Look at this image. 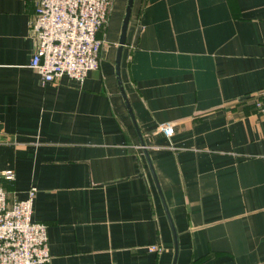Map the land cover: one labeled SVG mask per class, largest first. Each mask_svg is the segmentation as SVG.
<instances>
[{
    "label": "crops",
    "instance_id": "1",
    "mask_svg": "<svg viewBox=\"0 0 264 264\" xmlns=\"http://www.w3.org/2000/svg\"><path fill=\"white\" fill-rule=\"evenodd\" d=\"M113 0L82 84L29 67L34 0H0V170L37 189L49 264H264V0ZM172 124L167 136L159 126ZM157 245L159 252H148Z\"/></svg>",
    "mask_w": 264,
    "mask_h": 264
},
{
    "label": "built area",
    "instance_id": "2",
    "mask_svg": "<svg viewBox=\"0 0 264 264\" xmlns=\"http://www.w3.org/2000/svg\"><path fill=\"white\" fill-rule=\"evenodd\" d=\"M30 22L35 51L29 67L43 84L61 77L82 84L99 68L103 40L99 33L107 22L113 0H34ZM264 115V96L254 101ZM172 124L159 126L165 135ZM1 141V135H0ZM12 169L0 170V264H49L47 227L32 219L37 189L30 187L23 200L9 199L4 182H13ZM148 252H159L157 245Z\"/></svg>",
    "mask_w": 264,
    "mask_h": 264
},
{
    "label": "water",
    "instance_id": "3",
    "mask_svg": "<svg viewBox=\"0 0 264 264\" xmlns=\"http://www.w3.org/2000/svg\"><path fill=\"white\" fill-rule=\"evenodd\" d=\"M132 4H133V0H127L126 7H125V13H124V17H123L122 25H121V29H120V35H119V39H118V42H117V50H116V55H115V73H116L117 81H118V84H119V89H120L121 94L123 95V97L125 99V103H126L129 115H130L131 119L134 121V117L132 115V112H131V109L129 107V104H128L126 98H125V94H124V91H123V88H122V85H121V81H120V78H119V66H120V61H121L122 49H123V46H124V43H125L126 31H127V27H128L129 21H130ZM136 131H137L138 136H139L140 146L144 150V155H145L146 161L148 163V166H149V169H150L154 184L156 186V189H157L158 195L160 197L163 209L165 211L166 217H167L169 225H170V229H171L172 237H173V242H174V257H173L172 264H175L176 263V259H177V253H178V242H177V236H176V233H175V229L173 227L172 221H171L170 216H169V212L167 210V206L165 204V201H164L163 196L161 194V191L159 189V185H158L157 179L155 177L154 171L152 169L151 162L149 160L145 144L143 142L142 137L139 135V131L138 130H136Z\"/></svg>",
    "mask_w": 264,
    "mask_h": 264
},
{
    "label": "rangeland",
    "instance_id": "4",
    "mask_svg": "<svg viewBox=\"0 0 264 264\" xmlns=\"http://www.w3.org/2000/svg\"><path fill=\"white\" fill-rule=\"evenodd\" d=\"M108 43L106 41H103L102 49H101V54L104 51V48L106 47Z\"/></svg>",
    "mask_w": 264,
    "mask_h": 264
}]
</instances>
